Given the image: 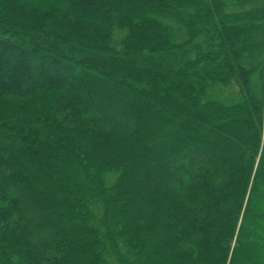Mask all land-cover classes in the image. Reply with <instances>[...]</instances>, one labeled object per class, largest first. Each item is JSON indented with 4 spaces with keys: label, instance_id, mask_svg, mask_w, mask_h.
I'll use <instances>...</instances> for the list:
<instances>
[{
    "label": "trees",
    "instance_id": "16d2710c",
    "mask_svg": "<svg viewBox=\"0 0 264 264\" xmlns=\"http://www.w3.org/2000/svg\"><path fill=\"white\" fill-rule=\"evenodd\" d=\"M0 264H264V0H0Z\"/></svg>",
    "mask_w": 264,
    "mask_h": 264
}]
</instances>
